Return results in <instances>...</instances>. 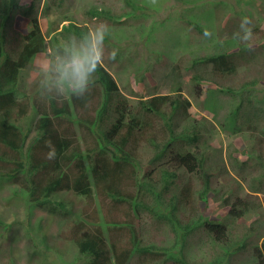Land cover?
I'll return each instance as SVG.
<instances>
[{
    "label": "rangeland",
    "instance_id": "obj_1",
    "mask_svg": "<svg viewBox=\"0 0 264 264\" xmlns=\"http://www.w3.org/2000/svg\"><path fill=\"white\" fill-rule=\"evenodd\" d=\"M17 2L24 9L16 10L15 18L10 14L12 22L6 25L4 35L12 37L11 28L26 31L31 26L30 17L37 16L47 46V51L36 55L21 72L17 82L19 100L31 101L35 86L42 84H48L51 92L65 97L75 90L71 86L72 62L84 57L86 46L66 30L62 35L52 31L60 29L58 23L68 20L88 26L92 46L102 49L101 64L136 108L135 112L138 113L140 100L153 95H175L174 99L179 101L176 109L168 107L163 116L144 117L153 125L146 131L150 132L149 142L153 143V138L156 146L140 142L133 157L137 183L144 180L146 172L152 171L154 179H146L153 191L164 193L162 188L168 183L171 186L168 192L161 194L159 200L153 195L144 198L141 213L135 211L133 217L129 216L132 219L129 224H126L127 204L115 205L117 222L127 230L123 241L130 236L132 226L139 237L137 245L141 249L152 248L150 253H132L127 264H256L254 247L264 239V68L258 79L242 68L240 75H248L244 83L240 76L236 80L225 78L224 87L232 88L233 92L220 89L209 80L197 82L192 78L209 73L205 58L219 53L237 55L244 50L248 42L243 44L241 38H236L243 31L240 23L244 17L252 20V28L261 30L253 33L251 40L264 42V0ZM31 3L32 10L24 12ZM91 8L108 12L116 20L96 19L88 14ZM183 18H189L191 23ZM99 25L107 28L102 44L94 31ZM67 43V50L75 53V58L69 61L59 55V46L64 48ZM5 50L9 53L10 48ZM113 52L114 60L110 58ZM94 77L92 72L89 80ZM196 85L202 92L198 97ZM242 85L243 91L239 93ZM182 97L191 104L186 113ZM110 116L113 120L114 116ZM109 123H105L106 127ZM70 130L76 133L82 149L91 148L93 137L87 129L75 123ZM193 132L195 141L179 137L183 134L191 138ZM134 136L133 139L141 141L138 132ZM167 142L171 144L169 151L154 161ZM178 150L192 151L202 158L200 170L189 174L170 163L172 152ZM163 170L175 176L163 177ZM137 183L130 188L134 194ZM188 186L190 197L186 199L180 191ZM205 190H208L206 195ZM23 191L18 184L0 180V264H90V257L80 255L73 241L67 242L60 236L67 232L72 221L85 216L80 212L81 197L55 192L49 203L39 208ZM237 199L249 204L250 213L242 219L229 214ZM60 200L62 208L58 206ZM95 203L101 221L108 222L112 216L109 208L103 202ZM129 209L134 212V205ZM206 220L224 224L228 240L223 245L207 232Z\"/></svg>",
    "mask_w": 264,
    "mask_h": 264
},
{
    "label": "trees",
    "instance_id": "obj_2",
    "mask_svg": "<svg viewBox=\"0 0 264 264\" xmlns=\"http://www.w3.org/2000/svg\"><path fill=\"white\" fill-rule=\"evenodd\" d=\"M16 5L14 0H0V180L22 185L29 194L30 202L37 207H43L55 192H70L80 196L83 200L80 212L85 216L72 221L67 232L60 236L64 240L73 241L80 255L90 257V264H127L134 252L150 253L151 247L141 249L137 245L139 237L132 226L130 236L128 235L126 242L123 241L127 230L124 224L117 222L118 214L115 211V205L127 204L126 224H129L132 221L129 216L133 217L135 211L141 213L140 206L143 207L144 198L153 195L159 200L161 194L168 192L171 187L166 183L162 188L164 193L154 192L146 179H154L152 171L146 172L144 180L137 183L138 174L133 157L141 143L133 139L134 132L141 130L140 135H143L147 129L151 130L149 121L133 115L136 108L120 93L116 81L101 64L94 71V82L90 83L89 80L90 85L84 91L75 89L70 92L69 97H65L59 92H51L48 84H42L35 86L37 88L31 93V101L27 98L19 100L17 82L21 72L31 64L36 55L46 52L47 46L36 17L30 18L31 28L28 30L11 28L12 37L4 35L6 25L12 22L10 14ZM92 9L94 8L88 12L92 17L100 16V19L112 21L115 18L103 10ZM184 20L191 23L189 18ZM65 30L85 43L87 49L84 57L88 56L93 47L87 26L79 27L69 22L59 31L60 35ZM199 30L201 31L200 27ZM252 30L255 34L261 32L258 27H253ZM242 35L243 31L236 38H241ZM6 47L10 48L9 53L6 52ZM204 61L210 69L209 73L198 74L193 80L213 82L211 77L223 80L224 75H229L232 80L240 76L239 80L244 83L248 75H240L242 68L258 79L264 68V42L256 38L249 41L237 55L219 53ZM243 88L244 85L239 88V93ZM231 90L229 88L228 91ZM195 93L197 97L201 94L198 86ZM182 102L186 113L185 110L191 104L185 98ZM178 104L179 101L171 96L158 95L140 100L137 111L143 117L147 113L160 115L167 111L162 110L164 107L176 109ZM110 114L114 116L113 120ZM107 121L111 122L108 127L105 125ZM75 123L91 133V148L82 149L76 133L70 130ZM169 131L172 132V129L169 128ZM182 136L196 140L194 132L191 138L179 135ZM49 140L56 150L55 159L51 160L47 158L50 149L45 144ZM169 142L154 157V161L161 159L164 151H169ZM150 144L156 146L154 140ZM169 162L176 168H184L189 174L196 173L203 165L202 158L192 151L172 152ZM163 173V177L175 176L166 170ZM136 183L138 189L134 194L130 188L136 186ZM190 189V186L183 187L180 191L183 198L190 197ZM207 192L205 190L204 194ZM95 202H103L109 208L112 216L108 222L103 223L99 218L100 210L95 208ZM132 204L134 212L129 209ZM61 205L62 200L58 202L59 208H62ZM249 211L248 202L237 199L229 209V214L235 219H242ZM117 224L119 225L115 226ZM204 227L216 243L223 245L228 240L222 222L206 220ZM240 246L245 247V244L241 243ZM254 248L256 264H264V239L261 245Z\"/></svg>",
    "mask_w": 264,
    "mask_h": 264
},
{
    "label": "clouds",
    "instance_id": "obj_3",
    "mask_svg": "<svg viewBox=\"0 0 264 264\" xmlns=\"http://www.w3.org/2000/svg\"><path fill=\"white\" fill-rule=\"evenodd\" d=\"M14 2H16V8L13 10V12L11 13V15L14 17V12L16 11V10H19V9H24V8H21V7H19L18 6V2H17V0H14ZM32 8H33V4L31 3L30 4V6L26 9V10H23L24 12H27V10L28 11H30V10H32ZM97 10H99V9H97ZM100 11V10H99ZM24 12H22V13H24ZM89 12V11H88ZM90 16H91V14H89ZM32 17H36L37 19H38V21H39V17H37V16H32ZM15 18V17H14ZM31 18V17H30ZM96 19L97 18H99L100 19V16H98V17H95ZM94 18V19H95ZM104 20V19H103ZM68 20H65V21H63V23H58L56 26H60V29H58V28H53L54 30H52V31H54L53 33H56L57 35H60V33H59V31H61L62 30V28L65 26V24L67 25L68 24ZM29 24H30V22H29ZM31 25V24H30ZM39 25H40V28H41V24H40V22H39ZM77 26H79V25H77ZM83 26H87L86 24L85 25H83ZM83 26H79V27H83ZM30 28H31V26H30ZM87 28H88V26H87ZM240 28L243 30V35H242V37H241V39L239 40L240 42H243V43H247V42H249V41H251V39H252V37H253V30H252V20L250 19V18H248V17H244L242 20H241V23H240ZM29 29V28H28ZM27 29V30H28ZM88 30H89V28H88ZM94 31H95V34L100 38V40L98 41V43H101L102 44V37H103V35H104V33L105 32H107V28H106V26H104V25H99V26H97L95 29H94ZM41 32H43L42 31V29H41ZM64 31H62V33H63ZM89 32H90V30H89ZM52 33V34H53ZM43 34V33H42ZM67 34H69V33H67ZM90 34H91V32H90ZM206 34H208V33H206ZM55 35V34H54ZM70 36H72L71 34H69ZM44 36V35H43ZM91 36H92V34H91ZM72 37H74V38H76V39H78L77 37H75V36H72ZM44 38H45V36H44ZM78 40H80V39H78ZM80 41H82V40H80ZM92 41H93V38H92ZM83 42V41H82ZM84 43V42H83ZM65 45H66V43H65ZM84 45H85V43H84ZM68 46H69V44L67 43V46L65 47V46H63L64 48H61L60 47V50H59V55L60 54H62L63 56H61L64 60H67V61H69L70 59H73V58H75V53L74 52H72V51H68L67 50V48H68ZM93 47V46H92ZM86 49H87V46H86ZM115 56H116V53L115 52H113L112 54H111V59H115ZM66 58V59H65ZM102 60H103V55H102V49L101 48H99L98 46H94L93 47V49H92V51L90 52V54L88 55V56H86V57H84L83 59H74L73 60V62H72V76H73V81H74V83L71 85L73 88H75V89H77L78 91H84V90H86L87 89V86L88 85H90V83H92V82H94L93 80L89 83V76H90V74L93 72V74L95 75V73H94V71H96V68H97V65H100L101 63H102ZM102 65V64H101ZM102 67L104 68V66L102 65ZM105 69V68H104ZM109 72V71H108ZM110 73V72H109ZM111 74V73H110ZM112 76V75H111ZM95 77H96V75H95ZM94 77V78H95ZM113 77V76H112ZM227 77H229V75H224V79L225 78H227ZM114 78V77H113ZM224 79L223 80H221V79H216L215 78V81H213V83L215 84V86L216 87H218V88H220V89H224V90H226V91H228L229 89L228 88H225L224 87ZM115 80V79H114ZM198 82V81H197ZM117 83V82H116ZM94 85H96V83H93ZM118 85V84H117ZM97 86V85H96ZM119 87V86H118ZM196 87H197V85H196ZM200 89V88H199ZM196 90V89H195ZM74 91V90H73ZM120 91V90H119ZM200 91H201V89H200ZM72 92V91H71ZM121 93V92H120ZM202 93V92H201ZM122 94V93H121ZM162 95H166V94H162ZM179 95H181V94H179ZM153 96H158V95H153ZM153 96H151V97H153ZM161 96V95H160ZM168 96H171L172 97V99H174V96H172V95H170V94H168ZM200 96V95H199ZM151 97H149V98H147V99H150ZM147 99H143V100H147ZM183 99V98H182ZM163 111H166L167 110V107H164L163 109H162ZM143 114H144V111H141ZM148 114H154V115H157L156 113H147L146 115H148ZM163 114L164 113H161L160 115L161 116H163ZM167 114V113H166ZM133 115H138V117L141 119V120H145V116L146 115H144V117H143V115H141V114H139V113H137V112H133ZM146 121V120H145ZM149 121V120H148ZM150 127V129L153 127V125L151 126H149ZM169 129V128H168ZM171 129V128H170ZM149 130V129H148ZM135 132H138V136L140 137L141 136V141L140 142H149L150 141V138H149V135H150V132H147L146 131V133L144 134L143 133V135H140V133H141V130H139V131H135ZM170 132V131H169ZM171 133V132H170ZM153 139V138H152ZM154 140V139H153ZM155 141V140H154ZM150 143V142H149ZM45 144H46V146L50 149L49 150V152L47 153V158L49 159V160H51V159H55V156H56V150H55V147H54V145L52 144V142L49 140V141H46L45 142ZM127 149H129V148H127ZM116 150V149H115ZM120 156V155H119ZM134 162V161H133ZM134 164V163H133ZM15 184H17V183H15ZM21 186V188L22 189H24L25 190V194H27V196H28V199H29V194H28V192H27V190L22 186V185H20ZM51 197V196H50ZM49 197V198H50ZM30 200V199H29ZM47 203H49V201L47 202ZM46 203V204H47ZM45 204V205H46ZM44 205V206H45ZM43 206V207H44ZM43 207H39V208H43ZM224 225V224H223ZM64 240V239H63ZM65 241H67V240H65ZM68 242V241H67ZM69 242H71V241H69ZM74 243V242H73ZM75 244V243H74ZM76 246V245H75ZM77 248V247H76ZM83 256H86V255H83Z\"/></svg>",
    "mask_w": 264,
    "mask_h": 264
}]
</instances>
